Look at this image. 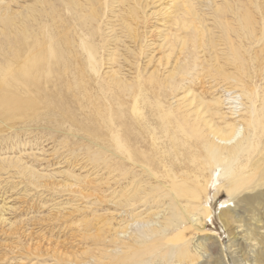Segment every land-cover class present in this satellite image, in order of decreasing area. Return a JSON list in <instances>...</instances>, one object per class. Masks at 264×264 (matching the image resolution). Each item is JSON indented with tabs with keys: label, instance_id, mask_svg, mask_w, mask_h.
<instances>
[{
	"label": "bare ground",
	"instance_id": "6f19581e",
	"mask_svg": "<svg viewBox=\"0 0 264 264\" xmlns=\"http://www.w3.org/2000/svg\"><path fill=\"white\" fill-rule=\"evenodd\" d=\"M38 1L45 0H33ZM50 7L41 11L32 4L18 12L0 2V34L6 40L0 49L6 46L9 52H0L5 56L0 60V106L11 104L2 112L9 120L26 117L35 103L23 97L42 91L41 73V78L62 77L72 92L83 89L79 95L105 137L79 138L84 143L79 149L92 165L80 170L91 167L92 176L113 170L119 182L108 188L105 200L118 206V212H106L120 218L117 224L107 221L99 228L95 212L83 213L87 217L79 221L83 236L91 240L110 236L111 249L102 251L108 260L93 264H264V0H54ZM48 10L53 33L39 17ZM149 20L156 26L144 30ZM155 32L157 41L149 43L147 35ZM107 38L110 45L124 46L126 54L120 57L134 70L131 78L120 77L114 64L121 59L116 60L117 49L109 50ZM206 69L212 76H198ZM214 78L227 82L226 94L218 95L214 86L204 90L203 84ZM22 141L19 145L28 143ZM18 154L1 155L0 177L13 179L8 176L12 167L32 188H49L47 176L22 163V156L33 153ZM58 174L64 178L54 191L87 199L88 191L76 189L88 175ZM96 177L92 183L98 188L108 185L109 176ZM221 193L227 202L216 213L224 242L205 229L214 214L209 201ZM143 204H148L145 212ZM75 205L61 209L80 213L91 207ZM5 209L1 204L3 223ZM144 215L156 220L143 221ZM131 228L136 232L127 233ZM96 229L102 235H93Z\"/></svg>",
	"mask_w": 264,
	"mask_h": 264
},
{
	"label": "rangeland",
	"instance_id": "374dc122",
	"mask_svg": "<svg viewBox=\"0 0 264 264\" xmlns=\"http://www.w3.org/2000/svg\"><path fill=\"white\" fill-rule=\"evenodd\" d=\"M0 2L8 4L10 9L13 11L25 12V6L27 7L28 5H32V4H34L35 7H37L38 9L40 8L41 11L42 10L44 11L54 3V0H45L43 1L45 2V4L40 1L42 3L41 5L39 1L34 3L33 0H0ZM45 14L42 13V15L40 14L41 16L39 15V17L43 18L44 22H46L49 25L50 32L53 33V30L55 29H54V24L52 23L53 22L52 12L48 10L47 14L49 15V17L47 14L46 15ZM43 15L46 17V19L44 18ZM42 18H40V20ZM154 26H156L155 23L149 20L145 24L144 27L146 28L144 30L148 29V31H150L149 29ZM4 34H5L4 32L0 34V41L5 40ZM151 35H155V36L153 37ZM151 35L148 34L146 40L149 43L151 41H157V33L156 32L154 34L151 33ZM107 40L109 41V43L107 42V44L110 45L111 40H109V38H107ZM123 41L125 40L123 39ZM4 42H6V40ZM126 42L127 41H125V43ZM119 44L121 43H118V45L112 44L114 46L112 47V45H110L111 48H109V50L111 49V52H113L114 49L118 50L119 48L118 52L117 50L114 51L116 53L113 52L114 54L117 55L116 60L117 59L122 60L121 57H123L124 54H126V51L123 48L124 46H122V44L119 46ZM45 45H46L45 43H42L41 46V51L42 52L44 51V53H46L45 51H47L48 48ZM3 48L5 49L2 50L0 49V52L5 53L6 50L8 52L6 46ZM122 54L123 56H121ZM31 56H33V54L27 56L25 60H28V58H31ZM4 58L0 57V60L1 59L5 60ZM121 60L119 61V64H114V67L119 66L116 69L119 70L120 77L122 76L124 77L125 75V78L129 79L132 77L130 73H133L134 70L131 69L130 72L129 71L130 66L128 67L127 63H124L123 60L122 61ZM140 62H142L143 64L144 60L141 59ZM121 64L122 66L124 65V67H120ZM48 71H50L49 68ZM52 71H53V67L51 68V72ZM262 73H264V71ZM41 74L40 76L42 77L43 74L42 75ZM198 76H212V74L206 69L198 73ZM41 77H40V81L41 80L42 81L38 82V86L39 89L42 88V91H37L36 89L33 88L35 91H33L32 93L26 92L27 98L26 96L23 97L25 99L30 98L29 100H32L35 103L33 108L31 107L27 109V112L25 113L27 115L26 117L18 116L20 118L16 117L14 119L9 120L7 119V117L3 115L2 112L5 111L6 108L7 109L11 108V104L3 103L0 106V141H1L0 157L2 156L5 157V155L18 156L19 150L21 152L25 151L26 153H33V155H31L30 158L28 157V155L22 156V163L40 172L42 175L47 176L48 179L46 180V184H48L49 186V188L40 187L38 188L39 190L34 189V187L32 188L30 185H27L25 184V182H23L25 181V178L23 180L24 176L17 175L15 172V168L12 167H10L9 168L10 170H8L10 171L8 176L10 177L14 176L13 179H9V181H7L6 179H3L5 178V176L2 177L3 176L2 175L0 177L1 178L0 205L4 203L5 207L7 208L4 211V218L6 219V221L4 223L0 222V264H66V263L81 264V262L82 264H93L94 260L96 261L97 259H101V258L103 259V260L101 259V261L103 263L104 262L106 263V261L108 260L106 258L107 254L103 255L102 251H109L111 249L110 247L111 243L109 238L110 236L107 235L106 238H104L103 235L101 237H98L97 240L96 238H92L91 240V238H87L84 235L86 238L85 239L83 236L84 228L79 223V221L80 220L82 221L85 217L92 216L93 212H95L94 215H96V217L100 218L99 221L101 223L99 224V228L100 225L107 224L106 223L107 221L115 225L120 220V218H118L117 216L113 218H109L107 216L106 212L109 209H116L118 212L119 208L118 206L112 207L110 203L105 202L109 194L108 188L109 187L115 188L116 184L119 183L117 179L118 178L117 173L113 172L112 170L113 174L111 173L110 176L107 175L105 171L96 172L95 174L97 176L96 179L98 178L103 179V176H106V178L109 176L108 177L109 179H107L108 185H104L103 182H101V184L103 185H100V187L98 188L96 185L93 184L95 180L94 179L95 175L92 176V174L95 172L93 169L92 171L90 169L92 165H89V163L85 161L87 160L85 159L86 155H83L84 152L79 149L81 147L80 145H84V143H80L81 141L79 138L91 139V135L93 134L95 135L103 134V137H105V132L103 130L98 133V131L95 129L96 126H95V122L93 121L94 112L92 114L91 110H89L88 107L87 108L85 107L86 101L83 100L82 97L79 95V92H81L83 89L79 90V92L76 91L72 92V90H69L66 87L67 86L66 82L68 81L64 83L61 82L62 77H59L60 79L54 75L45 76L43 78ZM210 80L211 83H209V85L203 84L205 88V89L203 88L204 90L210 88L209 86H214L216 93H218V95L226 94L223 92L224 89L225 91L229 90L228 89L229 86L227 82L222 80L221 78L220 79L214 78ZM212 80L214 83L212 82ZM208 82L209 80L204 83H208ZM3 83H1L2 86H4ZM90 83L92 82L90 81L88 84ZM68 84H70V81ZM88 84L87 85L85 84L86 87H88ZM93 85L94 84L92 83L89 85V87ZM198 86L199 85H196L195 89H198ZM59 87L61 88V90ZM215 90H211V92ZM77 96H79L80 98H76ZM44 102H47L48 104ZM81 104L84 105L82 106ZM79 106L83 108L80 109ZM87 111L89 112L86 113ZM54 113L57 115H55ZM58 113L60 114V116ZM46 114L52 116L48 119V116ZM35 115L40 117L39 122L30 121V118L35 117ZM73 120L77 121V123L74 122ZM79 123H81L80 126L78 125ZM25 130H27V132ZM74 135H77V138ZM15 136L19 139L14 138ZM5 138H9V140L7 141V143H4V141L2 143V140ZM24 138H26V142L28 143L25 146L19 145L20 142H23L22 140ZM15 143H18V146L15 147ZM11 147H13V149H11ZM78 149L80 151H78ZM75 150L77 153L74 152ZM82 165H88L91 167L88 168L87 166V168H85L86 170L83 169L82 171L80 170V167ZM66 170H73L76 174L79 173V175L82 174L85 176L88 175L89 178L87 177V180L85 181L86 182L85 185H82L83 188L81 186L79 189L78 186L77 189L76 188L73 189L75 192L79 190L88 191L87 194H84L86 195L85 196L87 198L86 200L80 197L77 198L78 195L76 194H74L76 195L75 198L73 194L66 192L60 193L53 190L54 188H56V186L61 184V181L64 178V177L62 178L63 174L61 175L58 173H63ZM1 173L4 172H0V174ZM110 177L113 179H111ZM19 181L20 183L21 182L23 183L18 184ZM215 183H216V179L213 180V184ZM94 190H96V192L93 193ZM212 190L213 189L211 187L210 193L212 192ZM97 199L98 201H96ZM57 202L63 203L59 205L61 207L58 206L59 203L57 204ZM226 202H227V197L223 193H221V195H219L216 200L209 201V205L213 209L214 214L211 217V219L207 222V227L205 228L210 235H215V237L220 238V241L222 242L226 241V237H225L226 235L223 234L221 224L219 222L218 215L216 212L219 211L220 207H224ZM85 203L91 206L89 210H85V212L80 211V213H70L69 212L70 210L66 209L63 212V210L61 209L62 206L65 207L67 205H75V204H76L75 206L83 208L85 205L88 206ZM91 203H95V205L92 206ZM143 205L144 208L140 210H143L145 212L144 209L147 208L146 206L148 204H143ZM83 213H86L87 216H85V214ZM119 214L120 215L122 214L121 211ZM149 217L150 219L152 218L153 221L156 220L155 219L156 217L153 218V215L150 216L147 215V217L146 216L143 217L144 218L143 221H145V218H147L146 221L150 220ZM125 218L129 220V217L128 218L125 217ZM102 221L104 222L102 223ZM96 231H94L95 233L91 231V235L92 232L93 235L96 233H100V234L102 233ZM127 231H128L127 233H130L131 231H132L131 233L136 232L134 228L133 229L131 228ZM87 249L89 250L88 254H87L88 251ZM84 250L87 251L85 252ZM92 254L94 256H92ZM77 255L79 257H77ZM75 258L77 260H75ZM151 264H155V263L152 262Z\"/></svg>",
	"mask_w": 264,
	"mask_h": 264
}]
</instances>
